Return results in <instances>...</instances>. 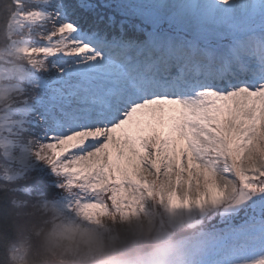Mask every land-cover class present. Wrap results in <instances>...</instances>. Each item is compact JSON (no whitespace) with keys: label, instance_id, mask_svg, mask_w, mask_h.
Masks as SVG:
<instances>
[{"label":"snow or ice","instance_id":"6c2138e0","mask_svg":"<svg viewBox=\"0 0 264 264\" xmlns=\"http://www.w3.org/2000/svg\"><path fill=\"white\" fill-rule=\"evenodd\" d=\"M29 201L90 254L112 216L164 244L134 264H264V0H0V227Z\"/></svg>","mask_w":264,"mask_h":264},{"label":"clouds","instance_id":"9594fccd","mask_svg":"<svg viewBox=\"0 0 264 264\" xmlns=\"http://www.w3.org/2000/svg\"><path fill=\"white\" fill-rule=\"evenodd\" d=\"M9 215L8 227H0V249L4 250L0 264H14L11 250L21 245L26 246L23 264H134L164 246L152 231H146L142 237L136 236V221L124 222L119 217L106 216L101 222L116 238L115 242L109 243L106 239L102 250L90 254L78 234L50 236L60 230L65 218L51 209L45 210L35 201L20 207L13 205ZM183 231L191 234L190 230ZM179 234L173 233L170 242Z\"/></svg>","mask_w":264,"mask_h":264},{"label":"trees","instance_id":"16d2710c","mask_svg":"<svg viewBox=\"0 0 264 264\" xmlns=\"http://www.w3.org/2000/svg\"><path fill=\"white\" fill-rule=\"evenodd\" d=\"M48 182V181H47ZM45 178H39L37 177L32 183L39 185L43 191H45L50 198L59 195V190L55 189L52 184H47Z\"/></svg>","mask_w":264,"mask_h":264},{"label":"rangeland","instance_id":"374dc122","mask_svg":"<svg viewBox=\"0 0 264 264\" xmlns=\"http://www.w3.org/2000/svg\"><path fill=\"white\" fill-rule=\"evenodd\" d=\"M53 179H54V178H51V177L45 178L46 182H47V181L50 182L49 184H52V180H53ZM48 182H47V184H48Z\"/></svg>","mask_w":264,"mask_h":264}]
</instances>
